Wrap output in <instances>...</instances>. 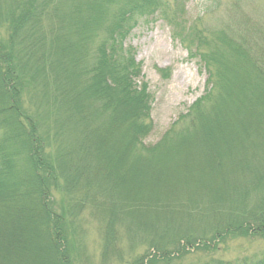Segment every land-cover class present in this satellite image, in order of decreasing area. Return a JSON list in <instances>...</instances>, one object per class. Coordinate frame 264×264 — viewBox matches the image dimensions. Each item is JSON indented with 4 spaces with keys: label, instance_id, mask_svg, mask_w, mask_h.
<instances>
[{
    "label": "trees",
    "instance_id": "trees-1",
    "mask_svg": "<svg viewBox=\"0 0 264 264\" xmlns=\"http://www.w3.org/2000/svg\"><path fill=\"white\" fill-rule=\"evenodd\" d=\"M188 1L0 0V29L8 27L0 38V227L13 215L32 227L45 247L34 264H79L64 210L54 209L58 187L69 212L80 216L87 207L101 219L109 245L119 220L147 232L158 227L152 245L176 250L155 248L149 264L229 236L264 238V197L249 213L241 204L264 189V63L244 61L249 50L240 35L220 30L207 41L176 25V37L207 71L206 91L182 128L143 143L152 97L138 84L141 67L124 40L140 18L160 14L169 22L168 12L176 7L179 18ZM28 42L37 54L26 60ZM34 88L57 114V145L48 154L42 124L23 109L22 96ZM144 172L149 181L137 185ZM206 230L210 242L202 239ZM10 244L0 247V264L13 260ZM240 264H264V257Z\"/></svg>",
    "mask_w": 264,
    "mask_h": 264
},
{
    "label": "rangeland",
    "instance_id": "rangeland-1",
    "mask_svg": "<svg viewBox=\"0 0 264 264\" xmlns=\"http://www.w3.org/2000/svg\"><path fill=\"white\" fill-rule=\"evenodd\" d=\"M166 1L171 5L175 2ZM173 9L176 7L168 12L171 14V24L162 19L160 14L140 18L124 40V47L131 50L135 62L141 67L138 84H146L152 97V131L143 142L146 146L156 144L170 128H182L185 121L183 119L206 91L207 71L199 65L197 59H193L195 56L189 53L187 41L184 40L183 44L176 37L175 29L178 26H182L185 32L188 27H194L199 33L198 36L207 41L220 30L226 31L229 37L240 35L244 47L249 50L246 52L248 59L244 61H250L252 64L264 63V0H189L179 18L172 15ZM7 34L8 27L5 25L0 29V38L6 39ZM31 44L28 42L27 45L23 43L21 46L26 60L37 54L34 52L36 47ZM202 47L205 46L200 45L198 50ZM16 57L18 58V55ZM250 62L248 66H251ZM39 90L38 87L37 91ZM34 91L35 88L22 96L23 109L42 124L39 135L46 138L44 147L49 145L45 151V154H48L53 152L57 145L54 139L57 114L52 105L46 104L44 99L41 101L40 93ZM150 177L148 172L140 174L137 185H145ZM263 197L264 189L253 191L247 200L241 203L246 205L242 208L244 212L249 213ZM52 201L56 211L64 210L66 234L72 244L71 255L77 258L79 264H82V260H79L78 256L82 253L86 254L83 257L84 264H136L135 261L140 259L138 264H149L152 259L150 254L155 253V248H163L167 252L176 250L172 243L163 244L162 247L152 245L153 236L162 232L158 227L147 232L146 229L141 230L124 219L117 222L118 228L109 245L102 236L101 219L89 208L86 207L80 216L69 212L68 198L60 187L53 189ZM261 210H264V206ZM2 214L0 213L5 217ZM22 216L24 212L19 214V217ZM12 217L13 221H9L10 223L3 218L4 226L0 227L1 249H5L6 242L11 243L7 251L11 253L13 260L9 259L8 264L38 263L41 251H45L44 242L32 232L31 226L18 221L16 215ZM19 227L30 230L18 231ZM211 237V231L206 230L202 239L210 242ZM180 244L185 243L181 240ZM214 244L215 247L208 250L199 247L200 244L195 248L189 247L180 256L173 253L171 259L158 260L152 264H240L243 260L264 257V238L229 236L215 241ZM105 248L108 251L104 261ZM18 259L21 261H17Z\"/></svg>",
    "mask_w": 264,
    "mask_h": 264
}]
</instances>
